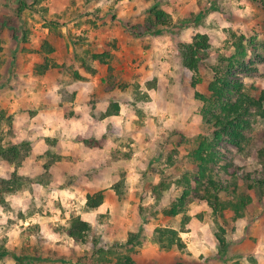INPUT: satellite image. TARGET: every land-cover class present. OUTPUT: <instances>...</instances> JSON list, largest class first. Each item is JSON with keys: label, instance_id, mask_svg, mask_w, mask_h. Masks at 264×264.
<instances>
[{"label": "crops", "instance_id": "obj_1", "mask_svg": "<svg viewBox=\"0 0 264 264\" xmlns=\"http://www.w3.org/2000/svg\"><path fill=\"white\" fill-rule=\"evenodd\" d=\"M161 1L167 2L162 8L167 7L172 23L152 24L135 37L131 30L152 17L151 8ZM214 1L78 0L81 13L76 20L78 10L66 9L68 4L63 8L56 5L58 10L69 11L72 17L68 24L77 22L73 29L82 32L80 44L68 45L75 63L70 69L50 67L44 73L33 74L30 97L23 99L22 89L16 92L13 107L10 105L7 112L13 117L15 140L26 138L31 145L23 165L34 164L30 176H37L39 188L52 193L46 203L58 213L53 212L50 219L63 210L67 220L74 212L92 224L94 217L109 211L121 228L112 239L124 238L123 234L131 230L128 226L135 222L132 199L160 179L153 181L143 162L149 164L160 157L170 161L171 155L178 159L179 152L170 151L182 143L178 133L182 121L171 111L179 104L183 89L198 91L182 66L178 43L190 41L196 32L208 35ZM132 23L138 26L131 28ZM43 31L48 33L47 28ZM104 46L109 52L105 60L93 59L91 54L104 52ZM62 55L60 48L53 54L57 63ZM76 71L81 78L75 77ZM136 162H141L140 166ZM168 166L165 163V171ZM28 172L19 170L24 175ZM118 182L121 184L116 189ZM100 190L104 193L103 203L85 211L86 195ZM206 211L210 216L207 206ZM23 221L30 223L27 217ZM182 233L186 235L189 230ZM181 238L185 240V236ZM233 247L229 243L228 248ZM4 252L9 253L1 254ZM0 254L23 256L3 249ZM254 256L246 264H264L262 255ZM236 259L244 263L240 254L231 260Z\"/></svg>", "mask_w": 264, "mask_h": 264}, {"label": "rangeland", "instance_id": "obj_2", "mask_svg": "<svg viewBox=\"0 0 264 264\" xmlns=\"http://www.w3.org/2000/svg\"><path fill=\"white\" fill-rule=\"evenodd\" d=\"M64 4L69 6L66 9L72 7L78 10L75 13L76 20L81 13L78 0H58V2L0 0V134L4 143L23 140H15L12 129L13 117L11 114L8 115V107L10 105L11 108L13 107L12 104L17 97L16 92L21 89L25 92L22 95L23 99H26V96L30 97L29 92L32 91L34 84L31 76L38 73L36 64L43 59V54H39L37 50L44 39H51L49 24L53 23L54 30L63 36V40L68 45L70 43L77 46L81 43L82 32L78 33L73 29L77 22L69 25L72 17L69 11L66 10L65 13L64 9H57L63 8ZM213 4L211 14L214 15L208 22L210 47L205 51L197 72L201 77V82L196 84L197 90L207 94V85L213 77L210 66L217 63L226 65L225 58L237 54L236 50L241 52L243 49L244 66L234 67L230 78L240 80L246 90L258 94L264 88V4L258 0H215ZM158 5L162 8L163 5L168 4L166 1H161ZM162 9L167 11V7ZM58 12L60 13L57 14ZM149 20L150 17L143 20L140 28L136 27L138 24L132 23L131 28L136 27V30L132 29L131 33L135 37L142 35L146 28L151 27ZM212 21L216 23L213 24ZM36 25L38 28H35ZM202 27L199 26L200 29H203ZM44 28L48 29L47 34L43 33ZM243 67H247V70ZM189 74L193 75L191 71ZM183 90L180 105L177 102L171 111L182 121V131L178 133L183 142L171 150L176 149L179 152L178 159L173 166H168L167 171H165V163L168 165L169 161L168 159L165 161L163 157L149 164L143 162V168H148L153 181L161 176V173L172 179L184 169L192 168V163L188 160V152L197 146L199 136L207 132L206 126L198 124L195 117V114H201L202 101L194 98L193 90ZM150 133L153 135L154 130ZM249 135L251 139L241 152L227 142L221 143L222 148L230 151L225 159L233 157L234 162L248 172L255 170L262 172L264 119L258 116L254 118ZM140 163L136 162V166H140ZM34 167L32 163L29 165L22 163L16 167L14 164L0 161V177L9 178L13 172H16L22 178L14 190L0 192V200L5 197L10 198L9 201L4 200L5 203L0 202V249L30 256L22 264H116V254L126 253V249L119 245L124 244L129 232L139 233V243L130 253L137 264H176L177 262L179 264H240L239 259L231 260L233 257H239V254L243 257L241 261L244 262L243 264L249 262L251 258L255 259L254 255H262L261 258H264V187L250 191L255 203L254 215L237 220L233 230L230 228L227 230L225 237L228 243L234 244V247L227 248L222 254L218 253V243L214 236L212 237L217 225L208 216L205 203L194 200L188 205L186 214L190 216V220L183 227V213L174 217L163 214L162 207L169 205L171 197L179 193L175 189L168 190L160 203L155 206L152 205L154 201L149 187L143 193L137 192L131 201L134 205L135 222L133 226H128L131 230H128L126 235L123 234L124 238L122 236L119 240L112 239V234H116L121 228L115 224V214L107 211L102 212L100 217L92 219L94 221L91 230L86 235V241L82 243L66 233L69 220L63 210L57 217L50 219L53 212L57 214L58 211H53L46 203L52 193L39 188L37 176H30V169ZM19 170L27 172L29 170V172L24 175L20 174ZM138 204L146 206L143 214H140ZM155 210L158 213L153 215ZM74 215L73 212L71 216ZM206 215L207 218H204ZM24 217L29 219V224L23 221ZM164 225L189 230L186 235L182 233L183 231L180 232V236H185L183 249L177 247L163 249L153 240L152 229ZM97 248L105 251L111 249L112 253L108 251L106 253L111 261L99 262ZM34 255L38 258H33ZM4 257L0 256V264H16L12 256ZM261 261L264 262V259Z\"/></svg>", "mask_w": 264, "mask_h": 264}, {"label": "trees", "instance_id": "obj_3", "mask_svg": "<svg viewBox=\"0 0 264 264\" xmlns=\"http://www.w3.org/2000/svg\"><path fill=\"white\" fill-rule=\"evenodd\" d=\"M258 1L264 4V0ZM150 13L152 15L149 20L151 25L169 26L172 23L170 13L160 8L158 4L151 8ZM49 26L51 39H44L37 50L39 54H43L42 62L36 64L38 74L44 73L50 67H56L60 70L70 69L75 63L76 57L69 52L68 44L63 43V36L54 30L53 23ZM238 45L240 48L242 47L241 42ZM209 47V36L201 32L193 34L188 42L178 43L182 66L193 73L190 80L192 87L201 82V77L197 75V72L205 56V51ZM58 48L63 53L60 63H57L55 56H53ZM103 48L104 52L93 53L91 57L103 62L105 57L109 55L108 49L105 46ZM236 53L229 58H225L226 65L217 63L210 66L213 77L207 85V94L194 91V98L200 99L203 103L201 114H195L196 122L205 125L207 132L199 136L197 146L188 152V160L192 163V168L184 169L175 179H170L164 176V173H161L159 181L156 184L151 183L149 189L154 201L152 202L153 206L160 203L164 191L170 190L171 187L177 189L179 193L171 197L169 205L162 207V212L169 217L183 213L182 227L190 220V216L186 214L188 205L194 200L205 203L211 218L217 225V230L213 232V235L218 243L217 251L219 254H222L228 248L229 243L225 237L227 230L229 228L233 230L234 223L237 220L254 215L255 203L250 191L264 187V170L262 172L257 170L253 172L246 171L234 162L233 157L225 159L230 151L221 147V143L227 142L241 152L251 139L249 132L254 118L258 116L264 119V88L258 94H253L245 89L243 82L230 78L234 67L244 66L242 57L245 55V51L243 49L241 52L236 50ZM238 55L241 57H238ZM82 63L85 65L84 62ZM86 68L92 72L95 71L89 66H86ZM243 68L247 70V67ZM75 77L81 78L77 71ZM30 150L29 141L23 139L4 143L0 134V161L18 167L30 154ZM173 151H176V149ZM174 164L175 160L171 155L168 165L173 166ZM21 179L16 172H13L9 178L0 177V192L14 190ZM120 184L118 182L114 187L117 189ZM103 201V191L88 193L84 209L85 211L94 210ZM0 202L5 203L4 198ZM145 209L146 206L139 204L140 214H143ZM157 213L158 211L155 210L153 215ZM90 230V222L82 219L80 215H74L69 219L66 233L75 240L84 243ZM182 231H185V228L155 226L152 229V238L163 249L173 247L183 249L185 244L180 236ZM138 236V232L128 233L124 244L119 245L126 249V253L116 254V264H137L130 253L139 243ZM107 251L112 253L111 249ZM107 251L97 248L96 253H98L97 259L99 262L111 261L106 256ZM7 253L9 252L1 254L6 255ZM13 258L16 264H22L25 259H29L26 256L15 255H13Z\"/></svg>", "mask_w": 264, "mask_h": 264}]
</instances>
